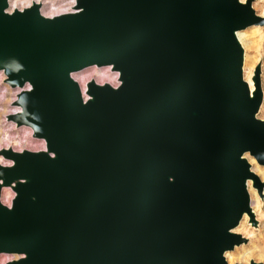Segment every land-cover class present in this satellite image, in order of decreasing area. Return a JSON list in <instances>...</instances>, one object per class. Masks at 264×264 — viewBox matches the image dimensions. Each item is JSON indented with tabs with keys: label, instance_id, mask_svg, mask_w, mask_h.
<instances>
[{
	"label": "water",
	"instance_id": "obj_1",
	"mask_svg": "<svg viewBox=\"0 0 264 264\" xmlns=\"http://www.w3.org/2000/svg\"><path fill=\"white\" fill-rule=\"evenodd\" d=\"M254 0H77L46 17L0 0V69L31 85L10 116L43 138L0 165L6 264H229L231 229L264 182L261 65L252 93L237 31ZM111 66L121 84L72 73ZM16 191L11 206L2 189ZM244 264V263H235ZM255 264V262H254ZM264 264V263H263Z\"/></svg>",
	"mask_w": 264,
	"mask_h": 264
},
{
	"label": "bare ground",
	"instance_id": "obj_2",
	"mask_svg": "<svg viewBox=\"0 0 264 264\" xmlns=\"http://www.w3.org/2000/svg\"><path fill=\"white\" fill-rule=\"evenodd\" d=\"M54 0H8V12L9 13H13L15 10L17 9H20V10H23L27 7H31L35 4H38L40 6V12L42 15L46 16V17H54L56 15H60V14H64V13H69V12H74L76 9H75V5H76V1L77 0H73L72 3H74V5L72 6V8L70 9L69 7L66 9V10H61L59 12L55 11V5H54ZM242 2H245L247 0H241ZM12 3H16L17 7L13 10L11 9V4ZM254 6V5H253ZM43 7V9H42ZM260 16V15H259ZM262 17V16H260ZM263 18V17H262ZM260 21L258 23H255V24H259ZM254 25V24H252ZM250 25V26H252ZM248 26V27H250ZM247 27V28H248ZM245 28V29H247ZM245 29H241V30H238L237 31V35H238V38L243 46V43H242V40L244 39L245 36V33L243 32ZM244 47V46H243ZM253 62H254V59H247L246 61V51H245V47H244V63H243V74H244V78L245 80L249 83V86H250V89H251V92L253 93L255 90H256V86H255V81H254V74H255V70L256 68L258 67V65L255 67L254 71H253V74L251 75L252 73V67H253ZM246 63V64H245ZM90 67H96L97 69H94V70H89L87 72H83L85 70H87V68L89 69ZM109 68L111 72H114V73H111L109 71V69H106V68ZM81 73V74H80ZM262 73H261V80H262V88H263V101L260 105V108H259V111L257 112V117L260 118L261 120H264L263 118L260 117V112H261V109L263 108L264 109V87H263V77H262ZM116 76H118V78H116ZM72 77L79 83V85L81 86V89H82V93H83V97L85 100L89 99V95L86 93L87 91V85L88 83L94 81L96 83H99V84H105V83H110L112 84L113 86L117 87L121 84V81H120V74L118 71H114L112 70V67L111 66H102V67H98L96 65H93V66H89V67H86L84 68L83 70H80V71H76V72H73L72 73ZM117 79V82L118 84L117 85H114L116 80ZM31 88V85L29 83H27L25 86H16V87H13L9 82H7V75L6 73L4 72L3 69H0V102L2 100H4L3 98H8V101H7V108H8V112L5 113V122H7L8 124H10L11 126L13 127H17V128H20V129H23L24 132L27 134L28 137H24L26 139H29L32 140H35L36 142H39L41 144L40 146V149L39 150H36V151H41V150H46L47 149V145H46V142L43 138H39V137H36L34 135V132H33V129L27 125H21V126H18L17 125V122L12 118H9L10 116L12 115H15L17 113H19L21 110H22V107L20 105H17L16 102L19 98V95L25 90V89H30ZM12 89H17V94L15 96H11L10 97V94L12 92ZM7 95L9 97H7ZM29 141V140H28ZM13 142V141H11ZM9 141V137L8 135L7 136H3V137H0V155H2L6 160H8L9 162L8 163H3V162H0V165H13L14 161L10 158H8L6 156V151L7 150H14V151H17V152H21V151H24V150H27V149H23V150H16V149H13L12 148V145L10 144L11 143ZM19 142H21L19 139H15L14 143H13V146L17 148L16 145L19 144ZM16 143V144H15ZM5 145V147H3ZM29 150V149H28ZM33 151V150H31ZM244 157L248 158L250 163H252V171L255 172L257 175H259L258 173L261 171V168L260 166L256 163V161L258 162L257 158L252 156L250 154L249 151H246L244 153ZM0 161H2L1 157H0ZM252 161V162H251ZM259 163V162H258ZM253 164H254V168H253ZM260 164V163H259ZM261 166H264L263 164H260ZM260 179L264 182V178H262L260 175H259ZM250 185H252V187L254 189H256L258 191V194L261 195L263 194V190L262 191H259V189L257 187L254 186L253 184V179H249L248 180V190H249V195H250V207L251 209L253 210V213L255 215V220L257 221V223H254L252 220H253V217H251L250 213L249 212H246L244 211L243 215H242V218L240 219L239 223L237 226L233 227L231 229L232 232H236V233H240L238 232V228H240L241 230L243 231H248V225L246 223V219L248 218L249 220V223L252 222L254 224H258L259 220L257 219V214L253 208V200H252V196H251V192H250ZM6 190V191H5ZM8 190H11V192L13 193V196H12V193ZM15 194H16V191L14 190L13 187L11 186H5L3 187L2 189V194H1V200L3 203H5L6 205H9L11 206L12 205V201L15 197ZM12 196V198H11ZM257 203H259V201H257ZM242 234V233H240ZM243 235V234H242ZM244 236V235H243ZM245 237V236H244ZM248 241V238L245 237ZM246 242L244 243H241V244H236L234 246V248L232 249H227L225 250L224 252V255L226 257V259L228 260H233V253H229L230 251H233L236 247H239L243 244H245ZM6 257H10L7 261L3 262V263H0V264H6L7 262L11 261V260H16V259H20L22 257H24L23 254H19V253H6V252H1L0 253V261H4ZM228 260V262H229ZM239 263V262H238ZM230 264V263H229Z\"/></svg>",
	"mask_w": 264,
	"mask_h": 264
},
{
	"label": "rangeland",
	"instance_id": "obj_3",
	"mask_svg": "<svg viewBox=\"0 0 264 264\" xmlns=\"http://www.w3.org/2000/svg\"><path fill=\"white\" fill-rule=\"evenodd\" d=\"M73 0H54V7L55 11L59 12L61 10H66L68 7L71 9L74 3ZM254 8L258 15L263 17V20L260 21L259 24H254L243 32L245 33L244 39L242 40L243 46L245 47L246 51V61L247 59H254L252 73L255 67L260 64L262 77H263V87H264V0H254L253 1ZM43 9V7H42ZM246 64V63H245ZM97 69L96 67H90L89 69L83 71L87 72L89 70ZM106 69H109L108 67ZM110 71V69H109ZM111 72V71H110ZM114 73V72H111ZM81 74V73H80ZM118 78V76H116ZM114 85H117V79ZM6 99L0 102V137L7 136L9 137V141H13L10 144L12 145L13 149L16 150H39L41 144L36 142L35 140H30L24 138L27 134L24 132L23 129L13 127L7 122H5V113L8 112V108ZM264 104V103H263ZM260 117L264 119V109H261ZM15 139H19V142L16 147L13 146ZM29 140V141H28ZM16 144V143H15ZM4 144L3 147H5ZM6 148V147H5ZM3 163H8L9 161L6 160L2 155H0ZM252 162V161H251ZM256 163L260 166L261 171L258 173L262 178H264V166H261L257 161ZM254 168V164H253ZM6 191V190H5ZM11 192V190H8ZM250 192L253 200V208L257 214V219L259 220L258 224H254L252 222L249 223L248 218L246 219V223L248 225V231H243L238 228V232L242 233L245 237L248 238V241L236 247L233 251L228 252L233 253V260H229L230 264L235 263H244V264H263L264 263V193L259 195L258 191L250 185ZM264 192V190H263ZM12 193V192H11ZM13 196V193H12ZM11 196V198H12ZM259 201V203H257ZM10 257H6L4 261H0L3 263L7 261Z\"/></svg>",
	"mask_w": 264,
	"mask_h": 264
},
{
	"label": "built area",
	"instance_id": "obj_4",
	"mask_svg": "<svg viewBox=\"0 0 264 264\" xmlns=\"http://www.w3.org/2000/svg\"><path fill=\"white\" fill-rule=\"evenodd\" d=\"M17 91H18L17 89H14V90L12 89V92L10 94V97L11 96H15L17 94ZM7 97H9V96L7 95ZM3 99H5V98H3ZM6 100H8V98H6Z\"/></svg>",
	"mask_w": 264,
	"mask_h": 264
},
{
	"label": "clouds",
	"instance_id": "obj_5",
	"mask_svg": "<svg viewBox=\"0 0 264 264\" xmlns=\"http://www.w3.org/2000/svg\"><path fill=\"white\" fill-rule=\"evenodd\" d=\"M17 7V5H16V3H12L11 4V9H15ZM9 10L8 9H6V12H8ZM0 162H2V161H0Z\"/></svg>",
	"mask_w": 264,
	"mask_h": 264
}]
</instances>
